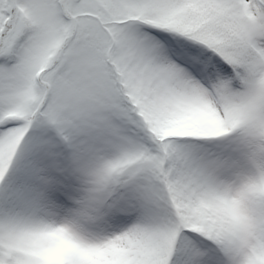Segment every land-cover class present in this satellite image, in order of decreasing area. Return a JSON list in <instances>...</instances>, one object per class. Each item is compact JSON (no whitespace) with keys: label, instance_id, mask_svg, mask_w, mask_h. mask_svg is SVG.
<instances>
[{"label":"snow or ice","instance_id":"1","mask_svg":"<svg viewBox=\"0 0 264 264\" xmlns=\"http://www.w3.org/2000/svg\"><path fill=\"white\" fill-rule=\"evenodd\" d=\"M0 264H264V0H0Z\"/></svg>","mask_w":264,"mask_h":264}]
</instances>
